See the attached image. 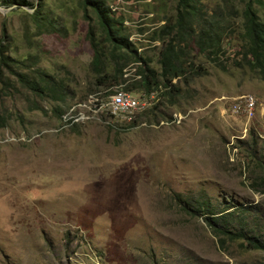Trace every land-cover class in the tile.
<instances>
[{
	"label": "rangeland",
	"instance_id": "rangeland-1",
	"mask_svg": "<svg viewBox=\"0 0 264 264\" xmlns=\"http://www.w3.org/2000/svg\"><path fill=\"white\" fill-rule=\"evenodd\" d=\"M29 1L41 3L40 22L33 7L0 9V42L15 65L0 83V264H264L263 251L206 221L247 209L264 238V75L244 56L248 0H196L195 32L180 44L189 74L173 82L174 96L125 90L141 66L116 73L124 62L82 0ZM103 1L121 36L160 72L169 38L159 34L177 23L179 0ZM254 8L264 22V0ZM203 21L223 29L217 56L200 51ZM38 72L58 90L50 98L29 87ZM123 94L145 101L133 121L109 107ZM248 98L257 101L253 118L230 112ZM198 201L219 214L189 210Z\"/></svg>",
	"mask_w": 264,
	"mask_h": 264
},
{
	"label": "trees",
	"instance_id": "trees-1",
	"mask_svg": "<svg viewBox=\"0 0 264 264\" xmlns=\"http://www.w3.org/2000/svg\"><path fill=\"white\" fill-rule=\"evenodd\" d=\"M254 2L255 0H248L243 11L244 56L247 60L250 58L254 68L259 69L264 75V22L261 21L256 12ZM82 4L86 12L91 9L96 13L106 43L112 46V57L116 61L124 62L122 65H117L116 73L121 75L125 66L131 61L141 66L135 73V77H139L140 81L132 84V86L126 87V91L133 92L139 89L143 94L149 95L154 93L156 89L164 88L166 90V95H178L180 90L177 84L173 82L176 79L182 80V78H186L187 74H189L184 66L183 52L180 49V44L184 43L188 37L191 38L195 32L193 28H188V24L189 21L193 20V18L198 15L199 10L196 0H179L177 23L174 25L166 23L162 29V34H159L158 39L164 42L169 38V42L160 52V72L151 68L149 66V60L144 59L138 54V51L134 48L132 43H130L128 37L121 36L120 30L117 27V22L111 16L112 11L103 0H82ZM0 6L7 9H19L20 11H24L27 7H33L35 11L31 14L32 18L36 22H40L42 19L41 3H38L37 7H35L29 0H0ZM203 22L205 25L200 31L197 39L200 51L205 55L217 56L222 51L223 29L221 26L209 25L206 21ZM177 28H179L180 31L175 33ZM96 37L97 32L94 26H92L88 34V39L94 42V68L101 74L104 69L105 55L99 51V46L95 43ZM8 51L9 46L0 42V83L3 82L1 81V77L5 73L4 69L13 70V68H15L13 64L14 60L8 55ZM118 52L124 53L117 55ZM37 74H39L37 79L35 81H30L32 82L31 85H29L30 89L41 98H50L51 94H55L58 90L54 88L55 86L50 80H45V76L47 75L42 72H38ZM19 76L21 81L27 78L23 74ZM102 83L101 81V84ZM122 92L124 93V91ZM0 122V127H4L6 121L1 114ZM259 165L260 169L264 171V164L262 163ZM186 204L189 206V210L197 214H210L212 216H217L219 214L215 206L204 201H198L196 204L186 202ZM245 210L247 209L239 211L241 215H239L238 212H228L218 217H206V221L213 227L216 234L233 240H247L251 248L264 252V238L254 235L255 231L249 227L248 222L244 218ZM222 242L224 241L222 240Z\"/></svg>",
	"mask_w": 264,
	"mask_h": 264
},
{
	"label": "bare ground",
	"instance_id": "bare-ground-1",
	"mask_svg": "<svg viewBox=\"0 0 264 264\" xmlns=\"http://www.w3.org/2000/svg\"><path fill=\"white\" fill-rule=\"evenodd\" d=\"M128 96L129 95H124V94L122 96H118V95L113 96L110 99L109 107L111 108V112L115 115V117L129 116V119L133 121L134 118L138 117L137 113L145 109L143 107L144 102H141L140 104L137 105L128 104ZM251 99L253 98H248L247 101Z\"/></svg>",
	"mask_w": 264,
	"mask_h": 264
},
{
	"label": "built area",
	"instance_id": "built-area-1",
	"mask_svg": "<svg viewBox=\"0 0 264 264\" xmlns=\"http://www.w3.org/2000/svg\"><path fill=\"white\" fill-rule=\"evenodd\" d=\"M141 102L139 101V97L136 95L128 96V104L137 105ZM257 106V101L255 99H251L248 101H238L237 103H232L229 107V110L232 114H244L248 118H253L254 115V107ZM125 108V107H124Z\"/></svg>",
	"mask_w": 264,
	"mask_h": 264
},
{
	"label": "water",
	"instance_id": "water-1",
	"mask_svg": "<svg viewBox=\"0 0 264 264\" xmlns=\"http://www.w3.org/2000/svg\"><path fill=\"white\" fill-rule=\"evenodd\" d=\"M0 9H2L3 11H5V12H8V11H11L12 9H14V8H4V7H1L0 6Z\"/></svg>",
	"mask_w": 264,
	"mask_h": 264
},
{
	"label": "clouds",
	"instance_id": "clouds-1",
	"mask_svg": "<svg viewBox=\"0 0 264 264\" xmlns=\"http://www.w3.org/2000/svg\"><path fill=\"white\" fill-rule=\"evenodd\" d=\"M177 117H178L180 120H179ZM176 119H177L178 121H181L183 118H182V116H180V117H179V116H176Z\"/></svg>",
	"mask_w": 264,
	"mask_h": 264
}]
</instances>
